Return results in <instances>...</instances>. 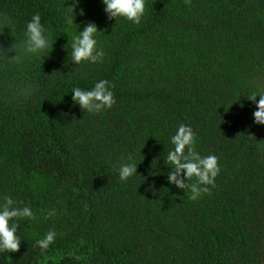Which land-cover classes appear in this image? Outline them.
Here are the masks:
<instances>
[{
  "label": "trees",
  "instance_id": "16d2710c",
  "mask_svg": "<svg viewBox=\"0 0 264 264\" xmlns=\"http://www.w3.org/2000/svg\"><path fill=\"white\" fill-rule=\"evenodd\" d=\"M35 14L53 42L41 56L23 50ZM87 23L102 31L103 63L71 59ZM99 79L115 85L116 104L87 113L71 91ZM253 82L264 90V0H146L140 24L110 19L103 0H0V203L35 213L10 221L21 248L0 264H264ZM180 123L219 157L215 185L195 201L167 179ZM129 157L137 174L121 181ZM49 230L56 240L42 251Z\"/></svg>",
  "mask_w": 264,
  "mask_h": 264
},
{
  "label": "clouds",
  "instance_id": "9594fccd",
  "mask_svg": "<svg viewBox=\"0 0 264 264\" xmlns=\"http://www.w3.org/2000/svg\"><path fill=\"white\" fill-rule=\"evenodd\" d=\"M105 12L110 19L124 18L135 24H140L146 12V0H103ZM74 12V8H68L66 13V24L75 25V17L69 15ZM80 15H84V10H80ZM7 20V19H6ZM9 23L11 21L8 20ZM102 31L95 23H87L82 31L76 30L72 34L71 59L82 65L87 62L90 65L103 63L105 58L104 50L99 46L97 36ZM46 28L41 22V16L35 14L27 22L23 43V50L26 55L41 56L46 50L53 46L51 34H45ZM115 85L108 79L97 80L91 88H81L79 86L72 89V99L74 104L79 105L87 113L99 114L107 109H111L116 104ZM249 100L256 105L253 112V121L257 125H264V90L256 82H253ZM257 97L259 99L257 100ZM196 132L185 123H180L170 136L172 148L167 154V162L175 169L168 175L167 179L181 189L187 187L189 198L197 200L202 193L209 191V185H215L216 177L221 169L219 157L215 154L202 155L196 149ZM137 164L129 157L126 162L119 165L117 171L121 181H127L137 174ZM185 178L192 183L186 185ZM49 216H54L55 211L50 210ZM35 213L30 206H19L11 196L3 198L0 203V252H18L21 248V239L17 235V226L10 224L13 218H34ZM57 233L54 230L47 231L43 237L38 239V245L42 251L49 249L56 240Z\"/></svg>",
  "mask_w": 264,
  "mask_h": 264
}]
</instances>
